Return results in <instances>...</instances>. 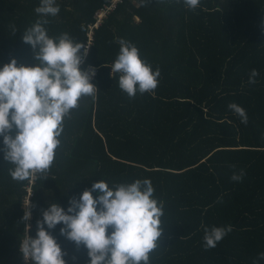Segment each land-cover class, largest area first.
<instances>
[{"label": "trees", "instance_id": "1", "mask_svg": "<svg viewBox=\"0 0 264 264\" xmlns=\"http://www.w3.org/2000/svg\"><path fill=\"white\" fill-rule=\"evenodd\" d=\"M55 2L60 11L44 17V27L50 37L67 33L87 48L80 67L96 70L97 91L65 118L46 177L14 180L0 136V264H33L20 251L29 186L28 233L35 238L49 204L67 211L69 200L95 182L112 187L137 179H150L164 204L163 234L149 264H264V0H200L195 11L183 0H121L100 25L97 13L113 0ZM39 5L0 0V68L12 59L37 64L23 36L41 18ZM119 39L160 69L154 94L130 98L119 88L120 74L111 69ZM253 69L259 74L249 83ZM230 103L246 110L247 124ZM241 170L243 179L232 180ZM227 225L232 231L205 250L204 228ZM62 226L45 228L66 264H89L88 249L62 236Z\"/></svg>", "mask_w": 264, "mask_h": 264}, {"label": "clouds", "instance_id": "2", "mask_svg": "<svg viewBox=\"0 0 264 264\" xmlns=\"http://www.w3.org/2000/svg\"><path fill=\"white\" fill-rule=\"evenodd\" d=\"M183 3L195 11L200 0H183ZM59 11L55 0H40L35 12L41 18L24 33V42L36 50L35 66H17V61L12 59L0 68V136H3L4 160L15 166L9 169V174L17 181L35 178L37 174L47 176L61 143L59 137L64 131L65 118L78 107L82 97L94 98L97 91L91 83L94 69L90 75L80 67L81 49L86 56L87 48L74 42L67 33L50 37L44 27L49 23L44 17H55ZM118 43L119 54L111 69L112 73L120 74L119 88L130 98L138 92L154 94L160 82V69L154 71L131 42L119 39ZM258 74L253 69L249 83H255ZM228 107L242 123H248L243 107L235 103ZM243 176L241 170L231 179L241 181ZM154 191L150 179L112 187L104 180L95 182L78 199L69 200L67 211L57 203L49 204L42 220H37L36 237L27 236L20 244V251L33 264H66L65 253L48 231L62 224V236L88 249L89 264H149V254L158 247L163 234L164 204L154 198ZM94 192L98 193L97 197ZM30 207L34 205L27 207L24 221L31 219ZM231 231V225L205 227L204 249L215 248ZM259 258L264 259V253Z\"/></svg>", "mask_w": 264, "mask_h": 264}, {"label": "built area", "instance_id": "3", "mask_svg": "<svg viewBox=\"0 0 264 264\" xmlns=\"http://www.w3.org/2000/svg\"><path fill=\"white\" fill-rule=\"evenodd\" d=\"M120 1H121V0H113L112 4H111L110 6L106 7L105 10H102V11L98 12L97 15H96V18H97L98 20H97V23H96L95 25H97L98 23H100V21H102V19H104V18L106 17V14L110 13L111 11H113V10L115 9L116 4H117L118 2H120ZM93 26H94V25H91V28H93ZM90 32L92 33V31H90ZM93 69H94V68H90V69H88V72H89L90 75H91V72H92ZM94 71H96V70L94 69ZM32 182H33V180H32ZM27 190H28V195H27V197L25 198V201H24V208H25V210H27V207H28V206H31V203H32V202H31L32 189H31V187L29 186V187L27 188ZM30 209H31V208H30ZM31 219H32V215H31ZM31 219L28 220V222H27V227H26V228H27V232H26V234H25L23 240L26 239L27 236H29L28 229L30 228L29 226L32 225V224H31ZM23 240H22V241H23ZM28 261H29V260H28Z\"/></svg>", "mask_w": 264, "mask_h": 264}, {"label": "rangeland", "instance_id": "4", "mask_svg": "<svg viewBox=\"0 0 264 264\" xmlns=\"http://www.w3.org/2000/svg\"><path fill=\"white\" fill-rule=\"evenodd\" d=\"M97 25H100V23H98ZM89 36H91V32L89 31Z\"/></svg>", "mask_w": 264, "mask_h": 264}, {"label": "bare ground", "instance_id": "5", "mask_svg": "<svg viewBox=\"0 0 264 264\" xmlns=\"http://www.w3.org/2000/svg\"><path fill=\"white\" fill-rule=\"evenodd\" d=\"M117 9V8H116ZM136 17V16H135ZM82 67V66H81Z\"/></svg>", "mask_w": 264, "mask_h": 264}]
</instances>
